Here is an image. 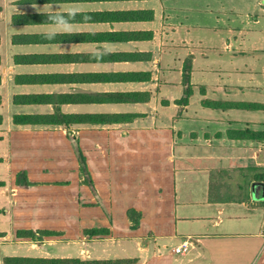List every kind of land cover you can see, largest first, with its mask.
I'll list each match as a JSON object with an SVG mask.
<instances>
[{"label": "crops", "instance_id": "1", "mask_svg": "<svg viewBox=\"0 0 264 264\" xmlns=\"http://www.w3.org/2000/svg\"><path fill=\"white\" fill-rule=\"evenodd\" d=\"M231 131L264 132V0H0V264H264V138Z\"/></svg>", "mask_w": 264, "mask_h": 264}, {"label": "trees", "instance_id": "2", "mask_svg": "<svg viewBox=\"0 0 264 264\" xmlns=\"http://www.w3.org/2000/svg\"><path fill=\"white\" fill-rule=\"evenodd\" d=\"M119 17V16H118ZM126 18V19H133V20H141V19H151L153 18V13L152 12H131V13H127L124 16H121L120 18ZM119 18V19H120ZM191 60L187 59L184 63V67H183V76H182V85L184 87V93L183 96L181 97V99H179L177 101V103H179L180 105H187L189 103V99L193 94V86L191 84ZM134 79H136V76L134 75L133 77ZM136 99V95H114L111 96L110 100H115V101H124V100H135ZM246 108H252V109H258L261 108L260 105L257 104H250V105H246ZM129 116L128 115H96V116H85V117H73V120L79 121V122H93L95 124H112V123H117V122H123L124 120L128 119ZM69 120V118H68ZM16 121L18 123H36V122H40L41 119L38 117H16ZM238 133H240L241 135H239ZM230 135L233 137H253V138H260V136L262 138H264V132L262 133H249L248 131H240V132H234L231 131ZM244 135V136H243ZM78 161L80 164V169H81V173L83 174V176H85V181L89 184V185H93L91 177L89 175V171L87 168V164H86V159L83 157V155L81 153H79L78 155ZM138 223L135 224L134 227H137ZM95 232H99L94 230ZM94 231H90L87 230V233H93ZM103 232H107L106 229L102 230ZM26 234H28V232H24ZM22 234V233H21ZM105 234V233H103Z\"/></svg>", "mask_w": 264, "mask_h": 264}, {"label": "clouds", "instance_id": "3", "mask_svg": "<svg viewBox=\"0 0 264 264\" xmlns=\"http://www.w3.org/2000/svg\"><path fill=\"white\" fill-rule=\"evenodd\" d=\"M35 7V5H34ZM79 9L72 8L67 10V14L64 13H53L49 15V20L52 22L53 27L50 28L44 35L48 40L55 38L57 34L60 33H71L72 27L69 23L68 17L74 20L75 16L78 14ZM99 55V54H98Z\"/></svg>", "mask_w": 264, "mask_h": 264}, {"label": "built area", "instance_id": "4", "mask_svg": "<svg viewBox=\"0 0 264 264\" xmlns=\"http://www.w3.org/2000/svg\"><path fill=\"white\" fill-rule=\"evenodd\" d=\"M194 246V241L192 239H189L182 244L174 247L172 249L173 253L179 254V255H185L189 252L190 248Z\"/></svg>", "mask_w": 264, "mask_h": 264}, {"label": "rangeland", "instance_id": "5", "mask_svg": "<svg viewBox=\"0 0 264 264\" xmlns=\"http://www.w3.org/2000/svg\"><path fill=\"white\" fill-rule=\"evenodd\" d=\"M261 53V52H260ZM252 60V59H251ZM251 62H253V60L251 61Z\"/></svg>", "mask_w": 264, "mask_h": 264}]
</instances>
